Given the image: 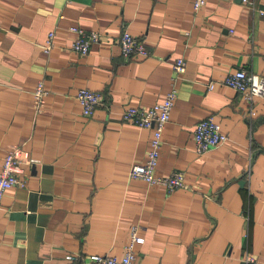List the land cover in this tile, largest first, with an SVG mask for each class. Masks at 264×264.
I'll list each match as a JSON object with an SVG mask.
<instances>
[{"label":"crops","instance_id":"0c3cea01","mask_svg":"<svg viewBox=\"0 0 264 264\" xmlns=\"http://www.w3.org/2000/svg\"><path fill=\"white\" fill-rule=\"evenodd\" d=\"M0 0V169L19 147L24 185L0 208V264H78V253L122 256L133 228L134 264H264V96L249 105L219 81L244 68L264 76V0ZM71 26L96 31L86 55ZM128 31L145 57H124ZM54 47L44 53L48 33ZM186 69L162 133L156 174L181 171L167 192L130 178L151 130L122 119L128 106L160 102L172 64ZM48 91L36 113L32 90ZM80 88L102 101L84 116ZM253 109V114L250 113ZM227 140L197 153L195 124L208 116ZM254 262L245 263V256Z\"/></svg>","mask_w":264,"mask_h":264},{"label":"built area","instance_id":"2783aa9c","mask_svg":"<svg viewBox=\"0 0 264 264\" xmlns=\"http://www.w3.org/2000/svg\"><path fill=\"white\" fill-rule=\"evenodd\" d=\"M248 1V0H243ZM207 0H193L194 10H198L206 4ZM76 34L71 43V49L80 55H86L90 45L99 39L96 31H86L77 26L69 28ZM54 33L50 31L45 40L43 51L49 53L54 47ZM118 46L121 54L126 58L145 57L149 54L148 49L141 38L123 31L118 38ZM186 69V61L178 57L172 64V86L166 92L164 98L149 107L128 106L122 112V119L133 123L141 128L151 130L149 149L146 153L145 161L141 164H133L128 172L130 178L142 179L150 185H161L167 192H172L184 186V175L181 171H173L169 175L159 176L156 174V166L162 145V133L166 123L170 119L172 107L177 97L176 81L181 77ZM216 84L229 87L240 94L249 105H252L256 97L264 96V76L247 71L244 68L228 72L219 81H212L207 85L210 90ZM48 91L42 81L35 83L32 90L33 107L36 113H41L45 104ZM75 98L81 106L84 116H90L97 105L102 101V96L88 88H80L75 94ZM253 114V109L250 111ZM227 135L221 131L220 124L213 116H208L198 121L193 129L194 147L197 153H203L213 149L227 140ZM35 162L33 159L25 161L22 158V151L19 147H12L3 157L0 169V208L5 192L13 186H22L24 181L21 178L23 173L22 164ZM143 237L136 234L133 228L130 241L126 246V251L122 256L92 254L82 257L78 253H69L65 258L76 261L78 264H134L135 245L142 243ZM252 256L246 255L245 263L254 262Z\"/></svg>","mask_w":264,"mask_h":264}]
</instances>
